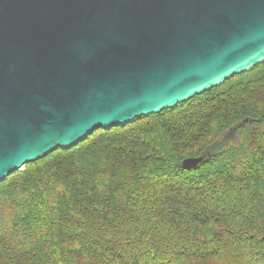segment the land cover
Listing matches in <instances>:
<instances>
[{"label":"trees","instance_id":"16d2710c","mask_svg":"<svg viewBox=\"0 0 264 264\" xmlns=\"http://www.w3.org/2000/svg\"><path fill=\"white\" fill-rule=\"evenodd\" d=\"M0 264H264V62L11 174Z\"/></svg>","mask_w":264,"mask_h":264},{"label":"water","instance_id":"95a60500","mask_svg":"<svg viewBox=\"0 0 264 264\" xmlns=\"http://www.w3.org/2000/svg\"><path fill=\"white\" fill-rule=\"evenodd\" d=\"M262 62L264 0H0V183Z\"/></svg>","mask_w":264,"mask_h":264}]
</instances>
